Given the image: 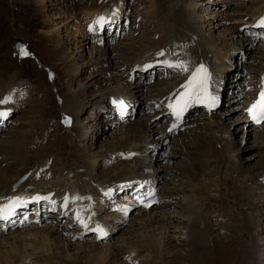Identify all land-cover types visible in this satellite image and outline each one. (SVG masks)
Returning <instances> with one entry per match:
<instances>
[{
  "label": "rangeland",
  "instance_id": "374dc122",
  "mask_svg": "<svg viewBox=\"0 0 264 264\" xmlns=\"http://www.w3.org/2000/svg\"><path fill=\"white\" fill-rule=\"evenodd\" d=\"M169 1L0 0V100L7 97L5 104L9 105L4 111L7 115L0 116V153L8 154L5 161L14 156L12 153L22 157V151L29 149L26 155L42 162L48 178L62 174L70 179L76 175L81 180L88 176L103 180L118 164L106 157L123 144L124 138H128L127 129H146L149 133L147 141L153 143L147 160L152 177L148 179L152 181L154 193L165 195L164 200L155 196L158 203L149 209H153V213L164 210L173 220L165 221L168 231L155 224L147 230L141 229L137 216L142 210L149 209H142L135 202L137 189H131L140 179L136 171L121 173L109 183H103L99 187L100 195L91 200V209L81 205L80 208L84 209L78 211H73L69 202L61 197H53L47 190L48 185L37 182L39 188L45 189L46 195L43 196L42 190H20L19 200L30 198L29 201L40 203V198L47 196L51 200L58 197L63 203L57 201L49 208H45L44 203L40 208L32 204L23 208L19 218L22 221L18 222L20 226L7 227L0 233L5 240L26 231L32 224L42 228L46 220L42 208L47 209L50 219L44 226L52 229L47 235L54 238L60 249L70 244L68 251L79 257V262L92 259L90 247H97L98 252L106 247L114 250L113 246L123 238L140 250L153 242L174 245L169 254L158 250V259L147 257L145 252L141 256L139 251L135 255L131 252L129 264H264V187H252L253 193L249 194L235 186L237 177L252 180L264 167L256 134L247 135L239 128L242 110L238 109L241 103L238 96L245 78L257 64L264 63V53L257 52L259 47L264 48V33L243 27L242 22L246 20H240V11H251L264 0H193L197 4L193 11L198 16V27L203 26L204 34L222 42L225 74L221 102L215 104L213 112L203 107V111L197 109L200 103L196 98L194 106H189L180 122L174 118L169 120L164 104L157 105L158 112L151 107L149 100V92L180 68L157 67L162 66L160 61L164 58L141 59L156 49L149 46L159 34L160 28H156L154 22ZM189 8H192V2H189ZM257 10L260 12L264 8L258 6ZM101 16L105 18L103 26L96 23ZM243 30L253 32V35H244ZM260 33L262 37L258 38ZM16 40L24 44L20 52L14 49ZM112 49L119 53V62L99 61L98 56L102 53L114 56ZM124 54L129 58L128 62ZM172 64L181 63L176 60ZM146 65L152 67L146 69ZM121 73H124L126 82H132L131 88L124 83L120 89L116 87L119 80L116 75ZM73 95L77 107L72 111L76 115L72 123L71 112L64 111L67 103L63 99ZM120 102L123 107L119 106ZM210 113L219 119L216 128L222 132L223 144L214 146L215 143L211 142V145L199 148V137L216 122L207 125L205 118L199 121L195 118ZM77 124L81 127L77 128ZM172 124L179 126L172 128ZM253 126L250 127H259ZM81 130L87 133L84 139L78 136ZM39 151L44 152L37 153ZM193 151L199 175H194L192 185L197 194L192 191L196 194L194 201L182 210L180 201L188 190L186 175L191 171L187 157ZM44 156H47L46 164L41 160ZM2 158L0 156L1 163ZM91 161L94 162L89 166ZM3 164L0 167L8 166ZM83 165L88 168L84 169ZM6 171L11 173L12 168L0 169L2 174ZM128 184L131 185L123 199L132 201L136 209H126L125 214L119 215L112 203L122 199L124 190H127L122 189V185ZM112 194L115 199L110 201ZM3 196L9 194L5 192ZM217 196H224L223 201L211 200ZM169 200L175 205L170 206ZM195 209L197 214H187ZM93 211L98 213L97 220L93 214L95 225L87 217H90L88 212ZM182 216H186L184 226L177 221ZM25 220L26 225L22 224ZM85 225L90 227L89 231L81 230L82 226L86 228ZM192 225L194 227L190 230ZM97 226L106 229L100 231ZM73 231H80L79 236L69 241L65 234ZM96 231L98 236L92 243ZM194 235L201 246L187 257L192 248L190 243L183 244L182 241H191ZM99 237H110V240L96 241ZM77 243L78 248L83 249L78 250ZM81 250L84 251L79 252ZM201 251L205 253L200 254ZM38 257L48 264V252L40 253ZM62 261L60 258L58 264H64Z\"/></svg>",
  "mask_w": 264,
  "mask_h": 264
},
{
  "label": "bare ground",
  "instance_id": "6f19581e",
  "mask_svg": "<svg viewBox=\"0 0 264 264\" xmlns=\"http://www.w3.org/2000/svg\"><path fill=\"white\" fill-rule=\"evenodd\" d=\"M188 1L192 2L193 9L189 8ZM196 5L197 4L193 0H171L169 4L165 5L163 8V13H161L159 18L154 22V25H156V28L157 26L158 28H160L159 34L157 35L156 38L153 39V41L149 43L150 47L156 48V49L152 51L151 53H147L143 58H141L146 61L152 60L154 58H157V59L164 58L170 62H175L177 60L182 65H186V67L184 68L188 69V71H182L181 68L180 69L178 68L179 70L177 71L176 74L172 75L171 73L170 78L166 79L165 81L160 82L159 86L155 87L153 92L152 91L149 92V95H150L149 100L151 103V107H154V109L158 112L160 111L157 106L158 104H159V107L161 106L160 104H164L163 106L167 108V110L169 111L177 106L178 101H184L185 103V106L183 109L184 112H187V109L189 108L190 105L194 106V101H197L196 98H198L199 92L196 93L195 95H188V96L182 97L181 94H182V91L184 90V87H182V85L186 84L192 72L195 71V69H197L201 65H203V83L199 91H201L204 94V96H206L208 93V89L210 88L211 82L213 81L215 83V87L213 90L214 95L219 97L221 94L222 78L225 74L224 72L225 63L223 59L224 51L222 50L223 45L221 41H215L211 39L210 37H208L206 34H204L203 26L198 27V24H199L198 16L196 15V12L193 11ZM258 6H260L261 8H264V3H261ZM257 8H253L251 11L248 9H245L243 11L241 10L240 20L242 21L243 19L246 20V21H243L242 24L243 23L246 24L248 19L250 20L253 18V21L257 20L255 24L257 25L259 24L260 26H258L257 28L253 27L252 30H259L261 33H264V25L260 24V21L262 20V18H264V10L259 12ZM248 16L249 17L251 16V18L246 19V17ZM243 32L245 33L244 35H247V34L253 35L252 32H247L246 30H243ZM154 33L157 34L156 30L154 31ZM258 49L259 50H257V52L264 53L263 47H259ZM111 51H115V50L112 49ZM160 52H163L164 55L159 56L158 53ZM112 54L114 56L109 55V53H102L101 55L98 56V59L99 61H103L104 63L108 62L109 60H115L119 62L118 61L119 53L115 51ZM125 56H126V61L128 62L129 58L127 57V55ZM139 62H141V60ZM135 63L137 62H134V63L132 62L131 64L134 65ZM157 67L164 68V65L163 64L162 66L158 65ZM166 70L167 69H165V72ZM77 74H78V71H77ZM116 77H118L119 80L117 81V83L116 82L114 83H116L117 85L116 87L118 89L121 88L120 86L122 85V83H124L127 88L132 87V82H126L127 79L126 77H124V73L116 75ZM257 77L258 78L260 77L261 79L264 78V63L257 64L253 68L252 72L251 71L249 72V78H245L244 80L243 87L241 88V92L238 96V98L241 100V103L238 109L242 110V113L244 110V106L248 102V98L253 96L257 90L256 88L253 91L258 81V79L256 81ZM246 84L249 86L255 84V86L250 88L249 86L246 87ZM122 92L125 93L126 91H122ZM75 98L76 97H74L73 95L71 97L66 96L63 99V101L67 103L65 104L66 106H65L64 111L68 110L72 114V111L74 110V108L77 107L73 103V101H75V103L77 101ZM198 102L202 105L203 108L205 106H209L213 104L212 101L201 102L200 100H198ZM169 104L172 105L171 108L168 107ZM0 105H2L0 107V109L2 110L0 111H3V113H5L4 111L7 109L9 105H6L5 103L0 104ZM213 108H210V109L204 108V109L206 111H211ZM211 112H213V110ZM167 114H169V117L167 116L169 120H173L172 113L171 114L167 113ZM185 115L186 113L184 114L183 117H185ZM71 117L73 118V121H71L73 123L74 119L76 118V115L72 114ZM201 118H205L204 120H206L207 125L208 124L211 125V123L212 125H214L213 122H216V124L210 129L205 130V132L199 137L198 142H197L198 147L202 148L204 146L211 145V142L215 143L214 146L223 144L222 132L218 128H216V125H218V121H219V119H217V116L210 113V114H206V116H199L195 118V120L199 121V119ZM71 122L69 121L70 125H71ZM239 122L242 124L239 128L241 130L243 129L247 135H250L252 133L256 134V137L258 138L259 143H260L258 152L264 158V123H262L259 127L251 128L250 126L253 124L246 118L245 113H244V116L243 114L241 115V119L239 120ZM78 127H81V125L77 124V128ZM126 133L127 134L130 133V134L128 138L126 139L124 138L123 144L120 145L118 148L113 149L112 152L108 154L107 157L105 156L108 159V161H112V162L117 161L118 164L111 168L109 172L110 175L106 176V178L103 180L99 177H93V176H88L86 180L85 179L81 180L79 177H76V175H75V178L72 177L70 179L69 177H65V178L62 177V174H60L59 176L57 175L56 178L55 176H53L51 179V178H48V175H45L44 165L42 164L41 161L31 159L28 155H26V152L29 149H25L22 151L23 154L22 153L20 154V155H23L22 157H20L16 153H12L14 154V156H12L9 159L10 162L5 161V158L7 157L8 154H5L4 152L0 153V156L3 157L2 158L3 162L2 163L0 162V164H3V163L8 164V166H4V168L0 167V169L12 168V171L14 170L13 172L11 171V173L10 171H6V173L4 174L0 173V207H3V206L6 207L4 209V216H8L9 211L13 213L10 217L6 219H0V233H3L4 232L3 229L10 227V226L19 227L20 223L18 225V222L22 221V220H19L20 215L22 214V212L20 211L23 208L24 209L27 208L28 205L30 204L36 205L38 206V208H40L42 203H44L45 208H49L50 205H54V203L57 201H62L63 203L62 199H64L65 201L69 202V205H70L69 207L73 211L82 210L84 208L89 209L93 201V196H97L99 194V190H100L99 187H101V185L105 182L109 183V181H111L117 175L124 173V172L136 171L137 172L136 175L140 177V179L135 184V186H132L131 190L137 189L135 192L137 196L134 197V199H135L136 204L140 206L142 209L145 208V205L141 203L140 201L141 197L146 198L148 196H154V197L158 196L159 198H162V200H164L165 195L163 197V195L156 194V192L155 193L153 192V189L155 188H152L153 187L152 181L148 179L152 177V175L149 174L150 169H148L147 160H148V154L152 150V145H153V143H150L147 141L149 133H147L146 129H143V130L140 129V130L133 131L132 129H129V128L127 129ZM86 135H87L86 132L83 133L82 130L78 131V136L80 138L84 139ZM200 138L203 139V142L201 141L202 143L199 142ZM227 143L228 145L231 144L229 139ZM12 152H16V151H12ZM43 152L39 151L37 153L41 154ZM46 157L47 156H44L41 159L45 164L47 160ZM188 157H187V160L191 167V171L188 175H186V177L188 178L187 184H186V186L188 187V190L185 192V195L183 196L182 201H180V206H181L180 208H182V210H185L187 207L186 205L194 201V198L196 197V194H197L194 191L195 190L194 186L192 185V179L194 175L199 173L197 169L198 165L196 163V156L194 154V151L191 153V156H188ZM93 162L94 161L88 162L89 166L90 165L92 166ZM82 167L84 169L88 168V167H85L84 165ZM27 172L28 173L30 172V174H28L29 177L25 180V182H21L18 185L17 189H13L14 187L12 186V184L15 183L16 180H18L24 173H27ZM37 182L48 185V188H47L48 192H50L53 195V197L59 196L62 199L56 197L53 200H51L50 198L46 196L44 198L42 197L40 198V203L35 202V201H29L31 200L30 198L24 199L23 201L17 199V198H20V195L18 194V191L20 190L22 191L34 190L38 192L42 190L44 193L43 196L46 195L44 191L45 189L39 188L37 186ZM130 185L131 184L122 185V189H127V190H124L125 194L123 195L122 199L120 200L116 199L117 201L112 203L113 209H115V212L118 213L119 215L125 214L128 210L136 209V206L133 205L132 201L128 200L127 198L123 199L124 196L128 194L127 192L129 191ZM235 186L237 187L239 186L243 188L249 194L253 193L254 188L252 189V187H257V188L264 187V167L261 169L259 174L252 180L246 179L243 176L237 177ZM246 186L248 188H244ZM247 189H250V190H247ZM192 191H194L196 194ZM5 192L9 194L8 197L3 196ZM87 196L88 198L86 199ZM66 197L67 199H65ZM112 197L113 198L110 201L115 199L114 198L115 194H112ZM222 197L224 198V196H221V197L217 196V198H212L211 200L213 199L222 200ZM224 200H226V198ZM44 201H47V202H44ZM157 202H158V199H157ZM170 202H171L169 204L170 206L175 205L173 201H170ZM81 205H83L84 208H80ZM41 212L45 213L44 217L46 220L44 222L45 223L44 225H46L47 223L46 221L50 220L49 215H48L49 213H47V209L44 210L42 208H41ZM153 212H154L153 209H149L148 211L142 210L141 213L144 214V216L141 215V213H139L136 220H137V223L141 225L142 227L141 229L147 230L149 226H152L153 224H155V225L163 226L165 231H168L167 222L173 221L169 219V217H171L170 213L168 214L169 215L168 216L166 215L167 212L164 210L160 212H155V213ZM88 213L90 214V217L89 216L87 217L91 219L90 221H93L94 223L93 214L94 215L96 214L95 211H93V213H90V212ZM110 213H112V211ZM190 213L197 214L196 209L193 210L192 212L189 211L187 214H190ZM97 214L95 216L98 219ZM34 218L35 217L33 216L32 222H34L35 224V221H33ZM185 219H186V216H182L181 219L177 221H179V223L184 226ZM165 221L167 222L165 223ZM22 224L24 225L28 224L27 220L22 222ZM44 225L42 226V228H39L38 225L36 226L32 224L31 226L27 227L26 231L15 233V235L12 238H10V240H5V238L0 235V264H45L44 263L45 260H41L38 257L40 253H45V252L49 253V261H52V263H49L48 261L47 262L48 264H58V261L60 258L61 260H63L62 262H64V264H94L95 262H97L98 264H129L128 259L130 257V254L132 253L135 255L139 251L140 254L138 255L141 256L143 255L142 252H145L147 257H153V258L156 257L158 259V255L156 254L158 250H159V253H162L161 251L164 250L165 253L169 254V252L173 249L172 246H174V245H171V242L169 243L163 242L162 244H160L159 242H153V243H149L148 245H145L144 249L140 250V249H136L134 245H132L128 241L123 240L122 238V240H120L113 246L114 250L113 248L111 250V249H107L106 247L105 250H101L98 252L96 250L97 247H93V246L90 247L91 248L90 253L93 254L92 259L89 260L87 257H85L87 258L86 261L79 262V257H76L75 255L71 254L70 251H68V247L70 244L65 245L61 249L57 247L55 244L54 238H52L51 235L50 236L47 235V231H52V229L51 230L49 228L46 229V226ZM192 227L194 226L193 225L190 226V230H192ZM103 228L106 229V227H102V229ZM81 230L89 231L90 227L87 226L86 228H83L82 226ZM79 233L80 231H76V232L73 231L71 233L68 232L65 235H66V238L69 239L70 241V240L76 239L75 237L79 236ZM70 235H73V236L70 237ZM97 236L98 235L96 231L94 236L92 237V241H91L92 243L94 242V239H95L94 237H97ZM192 239L193 240L190 239L191 241H188V242L182 241L183 244L190 243L189 247L192 248L191 253L187 257H191V255L195 253V249H198L201 246L200 244L201 242H199L196 235H194ZM108 240H110V237H103V238L99 237L96 241H108ZM124 243L125 245H123ZM78 247L80 246L77 243L76 248L78 250L83 249V248H78ZM84 250H81L79 252H83ZM204 253H205L204 251H201L200 254H204ZM130 259L132 260V258ZM119 260H121L122 262H120ZM117 261L119 262L117 263Z\"/></svg>",
  "mask_w": 264,
  "mask_h": 264
},
{
  "label": "snow or ice",
  "instance_id": "6c2138e0",
  "mask_svg": "<svg viewBox=\"0 0 264 264\" xmlns=\"http://www.w3.org/2000/svg\"><path fill=\"white\" fill-rule=\"evenodd\" d=\"M105 22V18L103 16L99 17L96 21V23H99L103 26V23ZM261 25H264V18H262V20L260 21ZM90 31H92V28L90 26ZM159 56H163L164 53L160 52L158 53ZM164 65H166L167 67H173V68H181L182 71H188L187 68H184L182 64H172L169 63V61L165 60L163 61ZM152 65H146L145 68H151ZM203 69V65H201L200 67H198L197 69H195V71L192 72L191 76L188 78L186 84L182 85V87L184 88H188L190 86L193 85V83L195 82L196 78H197V74ZM196 89H193V94H195ZM8 102V98L6 97L4 100H0V104H4ZM114 104H116V101H113ZM119 106L123 107V102L119 103ZM169 108L172 107L171 104L168 105ZM259 107L260 111L259 114H257V108ZM249 115L251 116V118L253 120H255L257 123H260L261 121H264V87L261 88L260 92L258 93V97L257 99L252 103V105H250V107L247 109ZM7 113H3L0 112V116H6ZM67 120V118H65ZM176 125L174 124L173 127H175ZM169 131H171V129H169ZM19 199V198H17ZM34 199H38V198H34ZM46 199V198H45ZM67 199V197L65 198ZM13 213L11 211L8 212V216H4V207H0V219H6L8 217H10ZM86 227V225H85ZM98 230L102 231V229L99 228V226H97Z\"/></svg>",
  "mask_w": 264,
  "mask_h": 264
},
{
  "label": "water",
  "instance_id": "95a60500",
  "mask_svg": "<svg viewBox=\"0 0 264 264\" xmlns=\"http://www.w3.org/2000/svg\"><path fill=\"white\" fill-rule=\"evenodd\" d=\"M23 48V44H22V42H20V41H17L16 40V42H15V44H14V49H15V51H17V52H20V50ZM27 176H26V174L25 175H23L14 185H13V187L15 188V187H17L21 182H23L24 180H25V178H26Z\"/></svg>",
  "mask_w": 264,
  "mask_h": 264
}]
</instances>
